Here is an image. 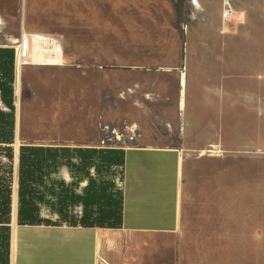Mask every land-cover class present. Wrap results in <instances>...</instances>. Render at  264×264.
I'll list each match as a JSON object with an SVG mask.
<instances>
[{"label":"crops","instance_id":"0c3cea01","mask_svg":"<svg viewBox=\"0 0 264 264\" xmlns=\"http://www.w3.org/2000/svg\"><path fill=\"white\" fill-rule=\"evenodd\" d=\"M252 5H238L228 21L219 7L194 8L184 43H162L156 59L141 49L127 60L122 120L137 126L138 137L122 150V217L115 228L18 223L20 145L95 148L97 124L112 118L106 111L117 93L109 85L103 101L105 87L97 93L82 67L101 63L99 57L86 61L80 54L74 66L66 43L50 54L34 39L32 56L39 62L16 77L20 25L0 11V81L13 77L12 94L0 91V110L9 111L12 101L15 118L9 231L0 232V264H216L227 257V241L244 238L245 176L256 174L251 163L264 159V0ZM106 61L114 64L110 56ZM153 63V70L143 66ZM21 84L30 91L26 100ZM89 90L94 105L85 103ZM70 103L69 112L89 111L65 136L38 139L44 125L65 119L61 113ZM18 127L29 131L23 142ZM5 162L0 154V174ZM75 179L63 165L46 185L56 192L55 181L63 180L82 194L87 183Z\"/></svg>","mask_w":264,"mask_h":264},{"label":"rangeland","instance_id":"374dc122","mask_svg":"<svg viewBox=\"0 0 264 264\" xmlns=\"http://www.w3.org/2000/svg\"><path fill=\"white\" fill-rule=\"evenodd\" d=\"M224 1V0H223ZM263 1V0H262ZM233 10L240 7H252L253 0H228ZM222 11L223 4L219 0H0V11L5 15H15L20 25V33L25 31L32 35L44 37H57L59 43H66L65 48L74 56L73 65H80L76 57L83 55L81 59L93 60L99 57V64H82L89 74L86 79L90 85H94L97 93L102 89L103 101H107L104 91L107 87L115 85L116 99L108 107L106 114L110 120H100L98 129L103 125L122 128L124 118V89L125 71L130 65L126 62L137 52L144 49L146 57L158 58L162 55V43L168 45L184 43L188 39V33L193 25L189 23V13L196 9H216ZM80 45V46H79ZM91 46L90 48H88ZM143 46V47H142ZM84 47V48H83ZM168 50V48H166ZM42 52L43 48L36 49ZM110 56L114 64L109 65L106 58ZM77 59V61H76ZM145 69H155L156 64L143 65ZM111 74V76H110ZM87 80V81H88ZM20 84V83H19ZM20 86L23 98L30 95V91ZM86 94V93H85ZM84 94V95H85ZM89 102L92 101V91L89 90ZM85 95V96H86ZM98 95V94H97ZM112 95V94H111ZM29 105H26L28 107ZM75 105L70 103L68 111L61 114V119L56 125L43 126L38 131V139L46 137H63L81 121L84 111H70ZM92 106H87V108ZM110 108V109H109ZM20 142L25 135L29 134L28 129L18 127ZM40 133V134H39ZM98 140L101 132L98 130ZM256 166V174L245 176V227L244 238L239 240L232 238L227 241L228 255L222 256L216 264H264V159H260L251 165ZM247 168V163H246ZM259 168V170H258ZM76 182L87 183L81 178V173H75ZM89 175L92 179L102 182L109 191L121 189L122 167L108 166L98 159L89 168ZM80 178V179H79ZM113 185V186H110ZM80 183H77V190H80ZM47 204L40 209L41 217L49 219V223L66 224L56 213L58 198L56 195H46ZM54 205V206H53ZM82 208L69 205L67 213L78 215Z\"/></svg>","mask_w":264,"mask_h":264},{"label":"trees","instance_id":"16d2710c","mask_svg":"<svg viewBox=\"0 0 264 264\" xmlns=\"http://www.w3.org/2000/svg\"><path fill=\"white\" fill-rule=\"evenodd\" d=\"M8 58V56H6ZM13 77L5 75L0 81V91L12 94ZM9 111L0 110V154L6 158L1 165L0 174V232L9 231L7 226L10 217V200L12 186V153L11 144L14 140L15 118L12 101L8 103ZM72 158H78V163ZM98 159L102 164L108 166H122L121 149H98V148H69L65 146H39L22 144L19 147V173H18V207L17 219L19 224H50L49 219L40 215L41 206L46 205V195L56 194V213L62 219L70 223H79L85 226L115 228L121 223L122 217V191L115 189L109 191L102 183L92 179L89 168ZM67 166L75 173H81V178L87 180L82 194L69 191L63 180H56V192L52 186L46 185V178L56 173L61 166ZM80 179V178H79ZM113 186V185H110ZM81 204L82 214L76 218L67 213L69 205ZM2 205V206H1ZM1 223V222H0Z\"/></svg>","mask_w":264,"mask_h":264},{"label":"built area","instance_id":"2783aa9c","mask_svg":"<svg viewBox=\"0 0 264 264\" xmlns=\"http://www.w3.org/2000/svg\"><path fill=\"white\" fill-rule=\"evenodd\" d=\"M233 14L234 10L232 6L229 4L228 0H224L221 18L224 21H228ZM34 39L39 40V44L44 47V51H48L50 54H54L59 50V39L57 37L32 35L22 31L19 36V41L15 46L13 65L16 77L20 75L22 67L39 62L38 59L36 60V57L32 56L31 46ZM100 132L102 136L95 145V148L98 149L123 150L128 146L134 145L138 137V128L135 124H128L119 129L109 127V125H103L100 127Z\"/></svg>","mask_w":264,"mask_h":264}]
</instances>
